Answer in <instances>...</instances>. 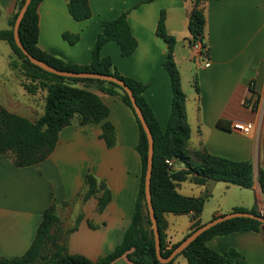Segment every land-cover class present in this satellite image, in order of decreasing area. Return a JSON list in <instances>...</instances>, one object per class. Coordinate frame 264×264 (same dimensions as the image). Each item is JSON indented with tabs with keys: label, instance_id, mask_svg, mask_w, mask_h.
Instances as JSON below:
<instances>
[{
	"label": "crops",
	"instance_id": "1",
	"mask_svg": "<svg viewBox=\"0 0 264 264\" xmlns=\"http://www.w3.org/2000/svg\"><path fill=\"white\" fill-rule=\"evenodd\" d=\"M18 2L0 0V32L9 29ZM88 2L91 16L76 21L67 9V0H42L37 9L39 50L68 64L88 66L102 22L125 12L137 42L135 51L123 58L119 46L111 41L102 46L100 56L109 57L120 75L145 85L143 97L164 129L172 91L163 66L168 46L156 34L163 13L165 31L175 40L173 61L186 95L188 148L231 161H249L252 165L253 185L248 189L212 180L201 185L186 180L177 184L176 191L204 200L197 218L201 224L236 209L260 212L264 208V194L258 182L260 172H264V0L205 1L204 41L208 49L205 60L198 57L188 42V14L193 0ZM65 33L78 35V41L69 44L63 38ZM11 57L8 43L0 40V109L36 121L43 114L46 91L28 93L18 70L10 65ZM91 87L109 110L105 121L114 128L115 145L107 148L99 137L100 125L78 127L72 123L60 131L55 149L39 164L16 167L9 156H0V258L19 257L28 250L44 210L52 204L61 230L67 233L68 253L97 261L121 244L139 191L142 170L136 150L139 130L133 113L120 96ZM247 100L255 102V109L244 105ZM236 122L251 123L253 129L248 135L236 132L232 129ZM176 166L175 169L181 167ZM102 169L109 172L106 185L111 198L98 211L95 197L79 201L75 198L85 175L103 176ZM217 183L222 185L224 196L231 187L245 192L232 191L233 199L221 198L203 223L205 199L213 197ZM168 214L172 213L164 215L166 249L181 242L194 222L188 214H173L167 220ZM179 216H185L187 224L173 233L170 229L178 224L175 217ZM207 246L223 257H229L231 251L237 253L233 264H264V227L259 232L215 236ZM110 264L133 263L120 257Z\"/></svg>",
	"mask_w": 264,
	"mask_h": 264
},
{
	"label": "trees",
	"instance_id": "2",
	"mask_svg": "<svg viewBox=\"0 0 264 264\" xmlns=\"http://www.w3.org/2000/svg\"><path fill=\"white\" fill-rule=\"evenodd\" d=\"M41 1H31L20 23L18 34L24 49L35 59L57 70L114 76L124 82L135 98L153 139L150 195L160 234L161 254L163 257H167L180 242L172 246L170 250H164V215L167 213L190 215L194 222L187 234L188 236L201 226L197 218L204 205L203 199L189 198L178 194L176 191L177 184L189 180L194 184L201 185L212 180L248 189L253 185L252 165L249 161H231L210 155L204 150L194 151L188 148L190 128L185 109L186 95L181 88L179 72L173 61L172 52L175 40L165 31L163 13L160 14L156 34L168 46L163 66L169 77L172 101L166 127L161 129L143 97L145 85L120 75L109 57L100 56L102 46L111 41L119 46L120 56L123 58L131 56L135 51L137 42L127 23L126 13H122L114 20L102 22L101 32L97 36L91 51L90 64L77 66L50 56L37 47V9ZM205 1L193 0L192 8L188 14V42L191 47L197 42L206 46L203 11ZM23 3L24 0H19L17 12ZM67 9L76 21H83L91 16L88 0H67ZM17 12L9 21L11 29L0 32V40L6 41L11 49V67H16L17 58L21 59L23 63L20 70L25 80L29 79L32 82L39 80L42 88L46 91V96L43 114L36 121L0 109V156H9L16 167H28L43 162L55 149L60 131L71 125L73 118L76 119L78 127L91 124L100 125L99 137L104 141L107 148H112L115 145L114 128L105 121L109 110L103 105L99 97L88 88L94 86V89L100 92L120 96L133 113L139 130L136 150L141 159L142 170L131 223L124 233L121 244L111 253L104 255L97 261H91L82 255L68 253L66 247L67 233L60 243L55 235L56 232L60 231V226L56 207L52 204L44 210L34 240L28 250L19 257L0 258V264H110L120 257H126L133 264H161L155 254L154 237L144 197L147 139L128 96L119 86L112 83L93 79L59 77L31 64L15 45L13 39L12 28ZM63 38L69 44H74L79 39L78 35L67 33L63 34ZM78 84L84 86L78 87ZM23 87L28 93H33L34 88L31 84L23 83ZM249 103L250 101L247 100L245 105ZM253 109H255V102ZM166 160H172L174 165L169 167L165 163ZM176 165L181 167L175 169ZM258 182L264 194V172L262 171L259 174ZM84 188L85 193L81 197L82 200L95 197L98 211H102L110 202L111 195L106 183L98 181L91 173H87L84 177ZM234 211L245 210L236 209ZM249 212L258 213L255 209ZM79 220L80 217L77 221ZM261 229L262 225L256 220L248 218L230 219L204 232L179 255H183L188 264H233L234 258L238 256L237 253L231 251L229 257H223L211 250L207 246V242L215 236L238 231L259 232ZM48 245H51V248H48ZM172 261L168 264H171Z\"/></svg>",
	"mask_w": 264,
	"mask_h": 264
},
{
	"label": "water",
	"instance_id": "3",
	"mask_svg": "<svg viewBox=\"0 0 264 264\" xmlns=\"http://www.w3.org/2000/svg\"><path fill=\"white\" fill-rule=\"evenodd\" d=\"M32 0H24L23 5L21 6L20 10L17 12L16 19L14 21V25L12 28L13 31V39L15 42V45L20 49L22 54L29 60L31 64L34 66L42 69L45 72H48L50 74H54L59 77H66V78H83V79H93V80H100L108 83L115 84L119 86L125 94L128 96L131 106L134 110V113L139 120L142 129L145 133L146 139H147V162H146V170H145V176H144V197H145V203L151 223V229L153 232L154 237V246H155V254L157 257V260L161 264H168L170 263L177 255H179L183 250H185L192 242H194L200 235H202L207 230L215 227L218 224H221L225 221H228L230 219L234 218H248L252 220L258 221L262 227H264V215H261L259 213H251L249 211H233L231 213H227L224 215L217 216L210 221L202 224L200 227H198L196 230L191 232L188 236H186L178 245L176 248L172 250L169 256L163 257L161 254V246H160V234L157 226V222L154 216L153 206L151 202V195H150V180H151V172H152V160H153V139L152 135L150 133V130L143 118V115L136 104L135 98L133 97L132 92L130 89L124 84V82L114 76L105 75V74H98V73H90V72H69V71H62L57 70L50 65L39 61L35 59L33 56H31L22 46L20 39H19V26L22 21V18L30 5Z\"/></svg>",
	"mask_w": 264,
	"mask_h": 264
},
{
	"label": "rangeland",
	"instance_id": "4",
	"mask_svg": "<svg viewBox=\"0 0 264 264\" xmlns=\"http://www.w3.org/2000/svg\"><path fill=\"white\" fill-rule=\"evenodd\" d=\"M9 29H11V27H9ZM22 60L21 59H16V69L18 70V72H19V74L21 75V78H23V83H27V84H31L32 86H33V88L35 89H33V94L34 93H37L38 91V89H41L42 91H45V89H43L42 88V84L39 82V80H36L35 82H32V81H30L29 79H27V80H25V77H24V75H23V73L21 72V70H20V68H21V65H22ZM82 86H84L83 84H78V87H82ZM89 89H91L92 90V88L93 87H91V86H89L88 87ZM42 96H43V92L42 93H40ZM40 95V96H41ZM41 96V97H42ZM41 97H37V104L39 105V101H40V99H41ZM72 123H76V119L75 118H73L72 119V121H71V124ZM102 172H105V173H103V176H98V177H96V179L98 180V181H104L105 183H106V179H108V175H109V172L107 171V169H102L101 170ZM107 171V172H106ZM218 184V183H217ZM220 186H222L220 183L217 185V187L215 188V190H214V194H213V197L212 198H210V199H208V200H206L205 199V206H204V211H203V219H202V221H203V223L205 222V221H207V219H209L208 218V213H209V211L212 209V208H214L215 206H216V203L221 199V198H228V199H231L232 198V195L233 194H231L232 193V191H235L236 193L237 192H245V191H243V189H238V187H231V191H229L225 196L223 195V192H222V190H221V187ZM81 190L79 191V193L77 194V196H76V198L75 199H77V201H79L80 199H82L81 197L83 196V194L85 193V188H84V183L82 182V184H81ZM239 190V191H238ZM233 199V198H232ZM173 214H168L167 215V220H169V219H171V218H173ZM176 218V222L178 223L173 229H172V227H171V231L173 232V233H177V232H179L183 227H184V225H186L187 224V220H186V217L185 216H179V217H175ZM179 218V219H178ZM202 225V224H201ZM65 232L63 231V230H61V228H60V231H58V232H56L55 233V235L58 237V242L60 243L61 242V240L65 237ZM166 239V238H165ZM166 243H165V241H164V250L165 251H168V250H170L171 248H172V246H171V248H169V249H166ZM48 248H51V245H48ZM171 264H188V262H187V260H186V258L183 256V255H178L177 257H175V259L172 261V263Z\"/></svg>",
	"mask_w": 264,
	"mask_h": 264
},
{
	"label": "built area",
	"instance_id": "5",
	"mask_svg": "<svg viewBox=\"0 0 264 264\" xmlns=\"http://www.w3.org/2000/svg\"><path fill=\"white\" fill-rule=\"evenodd\" d=\"M192 48L197 53L199 58H201L202 60L203 59L205 60L207 58V53H208L207 46H203L200 42H197L192 46ZM245 102H244V105H245ZM253 105L254 103L250 102L248 104V107L253 108ZM232 129L241 134L248 135L252 131L253 125L251 123L236 122L235 124H233ZM165 163L169 167H172L174 165V162L172 160H166ZM258 213L261 215H264V208Z\"/></svg>",
	"mask_w": 264,
	"mask_h": 264
}]
</instances>
